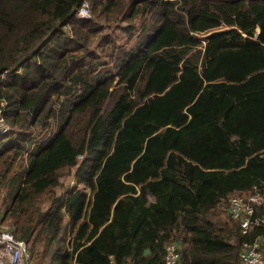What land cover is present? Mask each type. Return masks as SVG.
Wrapping results in <instances>:
<instances>
[{
  "label": "trees",
  "instance_id": "1",
  "mask_svg": "<svg viewBox=\"0 0 264 264\" xmlns=\"http://www.w3.org/2000/svg\"><path fill=\"white\" fill-rule=\"evenodd\" d=\"M0 118L32 264H163L170 241L239 264L264 233L228 212L255 194L264 217V0H0Z\"/></svg>",
  "mask_w": 264,
  "mask_h": 264
},
{
  "label": "built area",
  "instance_id": "2",
  "mask_svg": "<svg viewBox=\"0 0 264 264\" xmlns=\"http://www.w3.org/2000/svg\"><path fill=\"white\" fill-rule=\"evenodd\" d=\"M80 18H89L88 3L84 2L77 11ZM4 131V130H3ZM261 203L258 195H233L229 198L228 212L239 222L242 234H247L253 226L261 225L264 229V217L254 215L255 205ZM181 253L179 246L168 242L164 246L163 264H179ZM0 264H32L26 251V243L17 239L11 228L3 226L0 211ZM239 264H264L260 253V240L255 238L244 241L239 250Z\"/></svg>",
  "mask_w": 264,
  "mask_h": 264
},
{
  "label": "rangeland",
  "instance_id": "3",
  "mask_svg": "<svg viewBox=\"0 0 264 264\" xmlns=\"http://www.w3.org/2000/svg\"><path fill=\"white\" fill-rule=\"evenodd\" d=\"M88 9H89V14H90V5L88 6ZM2 128H6V126H5L2 118H0V129L2 130ZM78 162H81V157L78 159ZM21 163H23V162H21ZM18 165H20V164H18ZM75 168L76 167H74L68 175L66 174L60 178L61 186L56 188L57 192H63L67 189L72 188L73 186H78L79 188L83 187L82 185L77 184L75 182V177H74ZM20 170H21V167L16 166L13 172H19ZM6 183H7V180H6V182H4L2 189H1V192H0V208H2V209H4L6 205H8V200L11 198V195L8 194V187H7ZM86 190H88L87 187H86ZM43 205H45V204H43ZM3 226L9 227L13 231V225H12V222L10 221L9 218H6V220L3 221ZM26 251L28 253L27 247H26ZM28 256H29V253H28ZM29 260H30V258H29Z\"/></svg>",
  "mask_w": 264,
  "mask_h": 264
},
{
  "label": "crops",
  "instance_id": "4",
  "mask_svg": "<svg viewBox=\"0 0 264 264\" xmlns=\"http://www.w3.org/2000/svg\"><path fill=\"white\" fill-rule=\"evenodd\" d=\"M1 211V210H0ZM2 212V211H1ZM251 230V229H250ZM249 230V231H250ZM257 238L260 240V253L261 256L263 257V261H264V233L263 234H258L257 236L254 237V239ZM170 242H174L179 246V250H180V244L175 242V241H170ZM239 256V255H238Z\"/></svg>",
  "mask_w": 264,
  "mask_h": 264
}]
</instances>
